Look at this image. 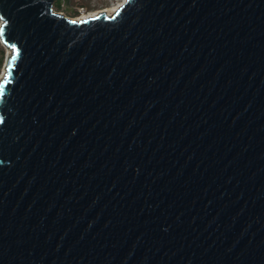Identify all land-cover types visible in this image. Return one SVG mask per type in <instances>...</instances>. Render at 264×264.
<instances>
[{"label":"water","instance_id":"water-1","mask_svg":"<svg viewBox=\"0 0 264 264\" xmlns=\"http://www.w3.org/2000/svg\"><path fill=\"white\" fill-rule=\"evenodd\" d=\"M53 6L0 0V264H264V0Z\"/></svg>","mask_w":264,"mask_h":264},{"label":"rangeland","instance_id":"rangeland-1","mask_svg":"<svg viewBox=\"0 0 264 264\" xmlns=\"http://www.w3.org/2000/svg\"><path fill=\"white\" fill-rule=\"evenodd\" d=\"M74 2H82L86 5L84 7L81 6V4H78L74 6L75 10H77L76 16H69L64 11H57L59 13H63L71 18L80 19L84 15H89L91 13H99V12H105L108 14V9L119 6L124 0H73ZM75 5V4H74ZM84 9V10H83ZM56 11V10H55ZM4 46V45H3ZM6 48V47H5ZM10 52L9 49L6 48V55ZM6 58V56H5ZM4 65V63H3ZM3 76V66L0 71V80Z\"/></svg>","mask_w":264,"mask_h":264},{"label":"trees","instance_id":"trees-1","mask_svg":"<svg viewBox=\"0 0 264 264\" xmlns=\"http://www.w3.org/2000/svg\"><path fill=\"white\" fill-rule=\"evenodd\" d=\"M78 4H81L82 7L86 5L85 3H82V2L77 3V2H74L73 0H54L53 8L56 11H64L69 16H76L77 10H75L74 6ZM5 56H6V48L0 42V71L5 61Z\"/></svg>","mask_w":264,"mask_h":264},{"label":"bare ground","instance_id":"bare-ground-1","mask_svg":"<svg viewBox=\"0 0 264 264\" xmlns=\"http://www.w3.org/2000/svg\"><path fill=\"white\" fill-rule=\"evenodd\" d=\"M117 8H118V6H114V7L110 8V9H108L107 10L108 11V15H111L113 12H115L117 10ZM96 14H98V13H91L89 15H84L80 19H84V18H87V17H92V16H95Z\"/></svg>","mask_w":264,"mask_h":264},{"label":"snow or ice","instance_id":"snow-or-ice-1","mask_svg":"<svg viewBox=\"0 0 264 264\" xmlns=\"http://www.w3.org/2000/svg\"><path fill=\"white\" fill-rule=\"evenodd\" d=\"M0 28H2V25H0ZM5 82H7V81H5ZM0 91H2V89H0Z\"/></svg>","mask_w":264,"mask_h":264},{"label":"built area","instance_id":"built-area-1","mask_svg":"<svg viewBox=\"0 0 264 264\" xmlns=\"http://www.w3.org/2000/svg\"><path fill=\"white\" fill-rule=\"evenodd\" d=\"M84 10V9H83Z\"/></svg>","mask_w":264,"mask_h":264}]
</instances>
